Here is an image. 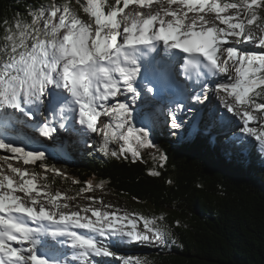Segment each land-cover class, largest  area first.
I'll list each match as a JSON object with an SVG mask.
<instances>
[{"label": "snow or ice", "instance_id": "snow-or-ice-1", "mask_svg": "<svg viewBox=\"0 0 264 264\" xmlns=\"http://www.w3.org/2000/svg\"><path fill=\"white\" fill-rule=\"evenodd\" d=\"M3 23L0 131L14 117L49 138L59 130L89 139L94 134L98 146H88L105 156L130 155L135 162L142 150L155 149L164 167L167 156L137 101L182 87L192 89L187 99L194 104L215 95L243 136L264 150V0H38ZM161 45L167 63H176L158 76L144 59L145 49L155 52ZM186 108L182 101L169 108L172 135L183 127L177 113ZM46 113L59 118L52 121ZM12 160L24 166L39 162L43 173L65 177L47 164L45 152L0 138V264H50L45 255L51 264H151L120 255L121 245L168 247L173 233L158 224L163 216L149 219L85 195L103 182H86L70 196L39 183L47 176ZM78 199L88 203H69ZM65 247L73 250L71 261L56 259Z\"/></svg>", "mask_w": 264, "mask_h": 264}, {"label": "trees", "instance_id": "trees-1", "mask_svg": "<svg viewBox=\"0 0 264 264\" xmlns=\"http://www.w3.org/2000/svg\"><path fill=\"white\" fill-rule=\"evenodd\" d=\"M37 2L0 0V32L5 19L11 21L16 13L24 12L25 4ZM201 115L183 122L177 135L167 127L152 130V139L167 156L164 167L159 166L155 149L142 150L143 158L135 162L130 155L117 159L88 146L93 142L98 146L99 137L89 139L67 131L71 145L67 148L60 143L50 152L49 141L45 144L32 137L31 122L22 132L18 127L23 124L14 117L6 132L0 131V138H17L30 150L45 152L47 164L65 173V177L50 173L42 180L53 191L66 184L78 193L86 182L94 186L103 182L95 190H110L139 205L133 204L132 212L149 219L163 216L158 224L165 230L171 227L173 233L168 247H142L127 255L147 258L151 264H264V156L236 134H222L217 118L212 126ZM13 165L24 167L17 162ZM28 169L40 176L43 173L39 162Z\"/></svg>", "mask_w": 264, "mask_h": 264}, {"label": "rangeland", "instance_id": "rangeland-1", "mask_svg": "<svg viewBox=\"0 0 264 264\" xmlns=\"http://www.w3.org/2000/svg\"><path fill=\"white\" fill-rule=\"evenodd\" d=\"M155 7V6H154ZM189 15H193L192 13H189ZM83 16V15H81ZM260 51V50H259ZM259 51L257 49V52L259 54ZM174 63V62H173ZM180 101V100H178ZM175 102L176 100L173 98H165L164 96L162 97H156L155 99H153L151 94H148V96L146 98H144L141 101H137V109L139 111L145 112L150 116L151 119V124H152V130L154 129H158L161 130L162 128H166L168 131H172L170 129V127L168 126V120H169V116H168V111L169 108L174 107L175 106ZM187 108L186 110L181 113H177V115L181 118V120L185 123L190 122L192 120H194V118H196V116L198 114H203L201 115L202 118L205 117L206 119L210 120L212 123V126L215 125V120L214 118H217L219 120V125H221V129L222 130V134L226 135V132L229 134H236L238 137H242V139L249 141L250 143H252L256 150L259 151V153L264 156V150H262L259 146V143L257 141H255V138H248V137H244L243 134L240 132V124L239 122L236 120V118L232 117L230 113H226V110H224L222 107L219 106V101L216 99L215 95L210 94L208 100L204 101L203 104H194L192 101L191 102H187ZM186 114V115H185ZM188 114V116H187ZM194 114V115H193ZM49 119H51L52 121H56L58 120V116L57 119L56 117H54V115H52V113H46L45 114ZM222 118H221V117ZM41 120H44L45 117L41 116L40 117ZM190 120V121H189ZM137 127L143 126L142 124L135 122ZM250 126H253L252 123H250ZM224 127V128H222ZM18 129L20 131H25L26 129H28L27 124H23L20 127H18ZM228 129V131H227ZM35 135H32V137L34 138H41L43 140H41V142L43 143H47L46 141L50 142V152H54V147H57L60 143L65 144V146H70L71 145V139L69 138V135L64 131V130H59L58 133L54 134V138H49V137H45L43 135H41L40 133L36 132L34 130L33 132ZM94 135V134H92ZM110 147L113 148H118V145H110ZM31 149V147H29V150ZM9 155V154H8ZM10 156V155H9ZM12 164L16 163V161L12 160L10 161ZM28 168L27 166H24ZM46 175L48 177V175H50V173H42L41 176ZM43 179H40L39 182L41 183ZM47 180V179H46ZM45 180V181H46ZM54 191H60L62 193H66L67 195H76V191L73 189V187L71 185H66L63 184L60 188L55 189ZM85 195H95L98 200H102L103 204L105 205H111L114 206L115 208H119L122 211H127L133 214H138L137 212H132L131 210V206L134 204L135 207L139 205L127 200L126 198L120 197L118 195H115L114 193H112L110 190L107 189H98L95 190L94 192H89V193H85ZM79 203L81 205H84L86 203H88V201L83 200V199H78V201H70L69 203L71 204H76ZM100 205L97 204V207H99ZM143 208V207H142ZM144 209V208H143ZM111 210V209H108ZM152 211V209H145V212L148 213V211ZM142 224V222H141ZM142 247H151V246H142V245H131V244H126V245H121V251H120V255H123L127 252H131L134 251L138 248H142ZM151 248H155V247H151ZM70 256H73V250L70 248L65 247L63 250L62 254H59L56 256V259L58 260H68V258ZM51 264V263H50Z\"/></svg>", "mask_w": 264, "mask_h": 264}, {"label": "bare ground", "instance_id": "bare-ground-1", "mask_svg": "<svg viewBox=\"0 0 264 264\" xmlns=\"http://www.w3.org/2000/svg\"><path fill=\"white\" fill-rule=\"evenodd\" d=\"M259 51V50H258ZM166 53V49H164V47L161 45V54L162 55H164ZM258 53V52H257ZM161 57H163V56H161ZM174 62V63H173ZM175 61L173 60L172 61V64H168V63H164L167 67H169V68H175ZM149 66H151V67H155V66H158V64H156V62H154L152 65H149ZM176 70V69H175ZM176 90L177 91H184L185 92V94H186V97H188L190 94H191V92H192V89L191 88H189V89H187V90H185L184 88H176ZM189 102H191L190 100H188ZM53 115V114H52ZM57 116L58 115H54V117H56V119H57ZM43 255V254H42ZM44 258H46V259H48L49 261H50V263H51V259H52V257H51V255H45L44 256Z\"/></svg>", "mask_w": 264, "mask_h": 264}]
</instances>
